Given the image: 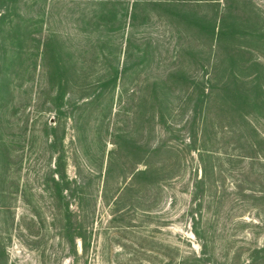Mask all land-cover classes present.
Segmentation results:
<instances>
[{
	"label": "rangeland",
	"instance_id": "rangeland-1",
	"mask_svg": "<svg viewBox=\"0 0 264 264\" xmlns=\"http://www.w3.org/2000/svg\"><path fill=\"white\" fill-rule=\"evenodd\" d=\"M178 1L0 0V264L261 258L264 167L232 157L243 151L235 147L245 145L237 131L246 125L221 120L213 103L206 114L212 142L199 134L192 144L206 122L186 90L201 66H223L232 51L240 52L236 71L261 73L264 86V0H227L233 9L225 30H238V6L250 11L249 30L232 39L216 29L214 40L199 34L207 31L197 22L207 14L217 21L226 0L209 9H177ZM249 120L264 135V105ZM204 148L222 155L209 157ZM148 164L161 168L154 183L138 176ZM245 177L241 193L235 182ZM203 245L206 259L197 257Z\"/></svg>",
	"mask_w": 264,
	"mask_h": 264
},
{
	"label": "trees",
	"instance_id": "trees-1",
	"mask_svg": "<svg viewBox=\"0 0 264 264\" xmlns=\"http://www.w3.org/2000/svg\"><path fill=\"white\" fill-rule=\"evenodd\" d=\"M239 4H243L245 6H248L250 4H248V0L247 2L245 0H238ZM179 3H174V7L178 8H185V7H192L189 6L190 5H195L192 8H213L216 7V4H219L217 2V0H181L178 1ZM137 4V3H136ZM135 4V5H136ZM172 3L167 2L165 5H170ZM134 5V10L135 7H137V5ZM143 5V4H142ZM172 6V5H170ZM173 7V6H172ZM222 7V6H221ZM224 8V12H221V14H223L221 17H219L216 20H214V23L210 24L211 19H208V14L206 15V17L203 18L202 22L201 19H199V22H197V29H200L202 31L206 30L207 33H199L202 34L204 36H208L210 39L213 38L214 40V33L215 30H218V33H220V37L222 35L228 37L229 35H231L229 38H236L239 33L238 30H240V32L242 33H246L247 27L249 25V23H251V19L249 18L250 15V11L247 10L246 7L243 6H238V9H242L243 14H237L236 15V22L235 24L236 27L238 28L235 29L236 31H232V33H229L227 30H225V25L227 24V13H229L233 8L230 7V3L227 2L226 0V4ZM222 11V9H221ZM245 12V14H244ZM135 13V12H134ZM135 15V14H134ZM136 16H134L133 19H135ZM253 20V18H252ZM188 23L190 22L187 19ZM219 21V24L217 25V22ZM224 25V28L223 26ZM131 28V25H130ZM249 28V27H248ZM214 32V33H213ZM197 34V33H196ZM250 35H254V33H251ZM249 36V35H248ZM255 36V35H254ZM219 37L217 39V42H219ZM127 46H126V51H125V56L126 57V64L128 63L129 60V55L131 57V54L129 51L131 44L133 43V36H128L127 40ZM44 46H47L44 45ZM245 48V47H244ZM240 52H236V51H232L229 53L228 57L226 58V64L221 66V65H214V61L213 64L211 65V61L209 60V64L208 65H203L201 66L203 70V74H200L197 84L192 87L190 89V87H188V89L186 90L187 92V103L191 102V101H195V106H196V112H195V116L198 118H200V116L202 117L201 120H203V122L205 121L206 124L204 125V127H201L202 130L197 133V135L194 138H191V142L192 144H197L199 141V134H201V138H202V143L207 144V142H212V138L213 136H207V133L209 129H212L213 126L208 125V117H207V113H210L209 110L211 108V105L214 103L215 104V108L216 111L219 113V118L222 120V118H227V116H232L234 117V119H240L242 123H245L246 128H242L240 127L237 131L238 133H241V135H238V142H243L245 143L244 146L239 145V143H237L239 146H236L235 148L237 149H241L243 151H240L239 153H237L236 156H232L235 158V160L237 162H241V163H248L251 167H256V166H261L264 167V151L262 150V147L264 146V135L260 134L259 131L254 127L252 121L249 120V116H251V114H253L255 111L259 110L261 108L262 105H264V86H262L259 81L263 80V75L261 73H256V72H249L248 70H246L245 73L246 75H244V72L241 71H236V66L240 61V58L238 59L237 54H239ZM128 54V55H127ZM242 55V52H241ZM258 65V64H257ZM221 69V71H220ZM210 70V72H209ZM76 72V71H75ZM225 75H224V74ZM251 73V74H248ZM74 75H78V73H74ZM176 76L178 78H182V76L179 74V71L176 73ZM172 79H175L176 81H178L179 79H177L176 77H174L173 75L170 76ZM169 77V78H170ZM117 80V78H116ZM69 81V79H68ZM73 83V80H72ZM168 90H172V88L166 89L164 92V95L167 94ZM154 110V109H152ZM160 116V120H165V117L163 116V114H159ZM206 118V119H205ZM208 118V119H207ZM151 121H155L156 119V115H153L151 118ZM200 120V119H199ZM210 120V119H209ZM214 129V128H213ZM249 129H251V133L255 136H257V138L259 139L258 144H253L250 139L249 136H246V130L250 131ZM223 133H228L231 134L233 133L232 130H229L228 128H226V131H224ZM225 135V134H224ZM232 135H229V137ZM216 137V135H215ZM227 137V136H226ZM217 145L222 144V143H216ZM118 149L114 152H112L111 154V158H110V167L112 168L116 158L119 154V148L122 149L123 147H119ZM134 149V147H133ZM161 150V148L158 149H152L151 150V154L153 153H157ZM200 153L204 152V154H206L209 157H214V156H218V155H222L219 154V152L214 151V150H208V149H200L199 150ZM204 156V155H203ZM234 161V160H231ZM205 169V167H204ZM161 168L159 167V165L157 166H153L151 167L149 164L147 166V169L145 172L140 173L138 176L141 175H147L152 177V182L154 183L158 174H160ZM139 172V171H138ZM261 177V176H260ZM133 178H135V174L133 176ZM242 183H246V177L244 179H240L237 180L235 182L236 189H239L240 192L242 193L243 189L241 187ZM125 191V189H124ZM119 192L118 195L116 196V198L114 199L113 205L115 206L116 209H118L120 203L123 201V192ZM129 191L126 190V192ZM125 192V193H126ZM122 195V196H121ZM114 211V209H113ZM114 213H116L114 211ZM79 238H82V235H78ZM204 252H203V257L197 256L198 258H208L207 257V250L204 247ZM255 253H259L262 254L261 258L258 260H255V255L253 256V259H249V261H246L245 264H263L264 263V245L262 247H257L255 249ZM236 255V256H235ZM240 254L235 253L234 254V260H240ZM208 262V261H206ZM236 263H238V261H235ZM181 264H188V261L185 259V261H182Z\"/></svg>",
	"mask_w": 264,
	"mask_h": 264
}]
</instances>
